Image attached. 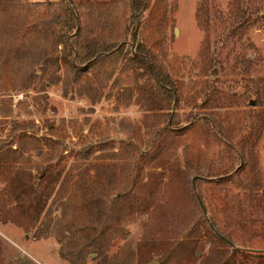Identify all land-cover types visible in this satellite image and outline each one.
<instances>
[{"label":"rangeland","instance_id":"374dc122","mask_svg":"<svg viewBox=\"0 0 264 264\" xmlns=\"http://www.w3.org/2000/svg\"><path fill=\"white\" fill-rule=\"evenodd\" d=\"M132 1H0V169L59 184L30 232L0 223L5 259L137 264L139 243L187 241L211 223L242 264H264V16L214 50L229 26L201 31L198 0L149 1L150 46L181 107L197 108L168 129L124 58ZM66 6L81 41L122 44L120 56L67 72L55 45Z\"/></svg>","mask_w":264,"mask_h":264},{"label":"trees","instance_id":"16d2710c","mask_svg":"<svg viewBox=\"0 0 264 264\" xmlns=\"http://www.w3.org/2000/svg\"><path fill=\"white\" fill-rule=\"evenodd\" d=\"M0 1L5 3L6 0ZM149 1L133 0L130 4L131 16L126 26L134 46L124 58L125 61L134 65L138 74L142 75L135 77V83L144 81L141 91L154 108L153 111L164 115L166 128L184 129L194 121L193 117L197 116L195 112L197 108L188 111L181 107L182 88L173 78L164 59L157 56L150 46L151 35L144 30L149 18ZM65 12L55 45L57 48H62L61 54L69 62L67 72L74 73L75 76L85 75L88 72V65L97 63L108 55L120 56L119 53L124 51L125 46L122 44L94 43L92 45L86 40L81 41V31H77L79 27L74 12L69 9V6L65 7ZM258 14L261 18L264 16V0H198L195 20L203 32H207L211 22L229 26L228 32L217 30L212 35L214 50H216L224 39L227 41L234 39L237 28L242 27L244 20L250 25L249 18L255 19ZM224 15L226 19H222ZM210 47L209 45L208 49ZM49 87L46 86V88ZM40 178L44 179V176ZM40 178L36 173L23 169L16 171L3 167L0 169V223L2 225L12 224L26 232L35 228L40 215L46 209V203L52 193L59 188L58 183L42 185ZM5 248L4 240L0 238V264H26L23 260L19 262V259L7 261ZM137 249V264H148L154 259H158L159 264H242L239 261V251L231 239L226 238L211 223L204 227L202 235L193 239L179 242L147 241L139 243ZM203 250H207L206 257H200Z\"/></svg>","mask_w":264,"mask_h":264},{"label":"water","instance_id":"95a60500","mask_svg":"<svg viewBox=\"0 0 264 264\" xmlns=\"http://www.w3.org/2000/svg\"><path fill=\"white\" fill-rule=\"evenodd\" d=\"M203 213L205 214V210L203 209ZM148 264H159L157 261L149 262Z\"/></svg>","mask_w":264,"mask_h":264}]
</instances>
